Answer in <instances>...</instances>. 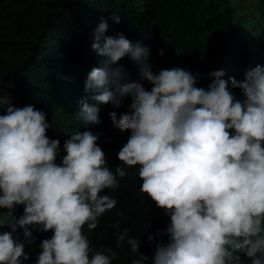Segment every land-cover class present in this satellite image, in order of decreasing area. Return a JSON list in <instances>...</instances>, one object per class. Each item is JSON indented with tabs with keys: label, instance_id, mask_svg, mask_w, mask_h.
I'll list each match as a JSON object with an SVG mask.
<instances>
[{
	"label": "clouds",
	"instance_id": "obj_1",
	"mask_svg": "<svg viewBox=\"0 0 264 264\" xmlns=\"http://www.w3.org/2000/svg\"><path fill=\"white\" fill-rule=\"evenodd\" d=\"M112 19L120 22L119 15ZM107 30L102 18L91 47L106 59L85 82L81 78L73 117L100 124V109L89 103L114 109L127 98L131 103L122 114L109 112L103 124L73 131L60 163V140L47 136L46 113L0 96V209L14 219L11 231L0 232V264L29 259L17 232L28 236L30 228L53 232L41 242L35 264H112L117 253L103 245L94 250L83 228L96 229L116 207L115 198L101 193L118 188L117 177L125 178L127 169L170 217L166 230L156 233L167 234V244L147 237L155 243L152 264H264V62L250 63L242 81L216 70L208 73L214 79L207 88L197 87L198 71L154 72L148 47L123 32L105 36ZM125 57L134 62L137 80L118 64ZM119 226L117 220L113 227ZM127 233L116 234V248ZM127 243L139 253V240Z\"/></svg>",
	"mask_w": 264,
	"mask_h": 264
},
{
	"label": "trees",
	"instance_id": "obj_2",
	"mask_svg": "<svg viewBox=\"0 0 264 264\" xmlns=\"http://www.w3.org/2000/svg\"><path fill=\"white\" fill-rule=\"evenodd\" d=\"M114 15L120 16L119 23L112 19ZM102 18L108 23L105 36L123 32L134 44L150 49L154 72L172 67L194 75L198 71L197 87L207 88L214 79L208 73L216 70H223L225 79L242 81L250 63L264 62V0H0V96L7 95L15 107L34 105L46 113L51 125L47 136L60 140L57 163L64 155V141L73 131L103 124L109 112L122 114L131 103L127 98L119 109L97 101L89 103L100 109V124H84L73 117L81 78L85 82L92 68L102 67L106 59L91 47ZM253 37L256 50L248 45ZM160 49L163 56L158 54ZM118 64L129 68L130 79H138L129 57ZM142 83L151 89L149 83ZM232 91L240 96L239 89ZM117 182L118 188L101 193L115 198L116 207L100 218L96 229L89 231L85 225L83 232L94 250L103 245L117 253L112 264H131L133 260L152 264L155 243H148L147 237L152 234L156 241L167 244V234L156 233L166 230L170 217L140 191L142 181L130 170L125 178L117 177ZM13 220L8 210L0 209V232L11 231ZM117 220L120 226L114 228ZM125 228L128 233L123 246L116 248V234ZM29 231L28 236L22 230L17 235L29 255L24 264H35L41 242L53 232ZM129 237L140 241L139 253L131 251Z\"/></svg>",
	"mask_w": 264,
	"mask_h": 264
},
{
	"label": "rangeland",
	"instance_id": "obj_3",
	"mask_svg": "<svg viewBox=\"0 0 264 264\" xmlns=\"http://www.w3.org/2000/svg\"><path fill=\"white\" fill-rule=\"evenodd\" d=\"M256 44H257V39L255 37H253V39L248 43V45L254 49L256 48Z\"/></svg>",
	"mask_w": 264,
	"mask_h": 264
}]
</instances>
